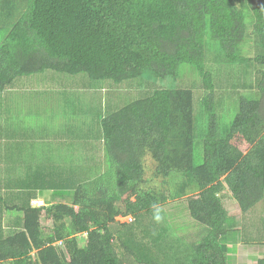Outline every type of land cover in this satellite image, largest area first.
I'll use <instances>...</instances> for the list:
<instances>
[{"label": "trees", "instance_id": "16d2710c", "mask_svg": "<svg viewBox=\"0 0 264 264\" xmlns=\"http://www.w3.org/2000/svg\"><path fill=\"white\" fill-rule=\"evenodd\" d=\"M253 39L262 49L254 60L243 56L242 48ZM216 46L223 55L220 63L264 68V0H0L1 96L21 78L37 77L31 83L57 88L60 82L74 98L73 89L90 91L106 81L176 79L182 66H189L209 92L197 114L206 116L209 125L202 149H197L191 88L149 87L148 80L143 96L118 110L109 103L102 107L95 133L92 123H84L90 138H82L76 121L65 122L58 145L61 137L74 138L71 148L82 146L75 151L91 146L103 156L98 160L83 153L80 164V155H73L76 166L66 171L69 154L60 151L51 158L32 151V160L47 166L32 189L52 195L35 208L31 200L36 196L18 206L0 194V264H229L237 251L230 238L240 230L243 247L264 248V232L255 225L246 229L247 216L264 202V70L259 71L258 94L239 97L237 113L220 134L208 66ZM66 102L73 111L74 99L67 95ZM6 118L10 126L14 119ZM21 134L16 128L11 136L1 132L4 147L21 144L15 141L25 138ZM22 147L17 145L13 159H21ZM197 151L203 155L199 165ZM148 157L156 164L153 178L163 180L164 190L148 188ZM228 195L240 208V222L223 205ZM183 197L191 218L207 231L195 242L174 230L163 208ZM13 212L22 218L10 234ZM43 216L53 222L47 233ZM127 217L131 223L119 221ZM252 264H264V253Z\"/></svg>", "mask_w": 264, "mask_h": 264}, {"label": "rangeland", "instance_id": "374dc122", "mask_svg": "<svg viewBox=\"0 0 264 264\" xmlns=\"http://www.w3.org/2000/svg\"><path fill=\"white\" fill-rule=\"evenodd\" d=\"M247 22V31L249 34V32L252 31L250 17L247 18ZM242 46L243 56L252 60H254V58L262 52V49L254 39L252 41H249L248 43L243 44ZM216 48L217 52L215 54L209 55L208 66L212 71V75H214V105L216 111L215 113L218 114L216 115L217 126L219 129V133L221 134L225 128L230 126L235 114L238 111L239 97L242 94H258V84L260 79L262 78L259 74V71H263L264 68L258 66L256 63H251L245 66L237 64L231 67L223 63V60L220 63L218 59L223 55L218 52V46H216ZM208 51H210V49H208ZM192 72L193 70L189 66H182L180 67L179 76L176 79L167 78L165 80H155L152 76H150L149 78L147 76H144L143 79H137L132 83L130 81L122 83L121 85L115 84L116 86L113 85L114 83L111 81H106L107 83L105 84L103 82H100L97 83V86L101 87V85L104 84L103 87L90 91L83 89H73L78 93L76 94V97L74 96V98L73 96L71 97L70 92L65 87L64 89L60 88V82L57 88L52 87L50 83H31L32 78L28 80L29 82H27V80L24 78L17 79L15 84H12L5 89L3 96L0 95V112H2L0 114V194H4V197L12 200L14 204L19 203L18 206L23 205L25 201L27 202V200L30 198V195L36 196L37 198H42L44 202L50 199L52 195L51 192L36 191L32 189V181L35 180V177L39 174V171L42 170L41 173H45L47 170L46 165H44V168H42L39 164L36 163V160H32V151H34L35 156H37V154L40 152L42 155L46 154L51 158L52 155H56L60 151H62L63 154L66 155V151H69L75 144H72V139L74 138L64 139L63 137L60 138V140L63 141L59 140V145L57 144V140L59 138L58 133H60L61 130L64 129L65 122L72 123L73 121H76L77 128L82 131V138H90L91 135H87V132L90 130L86 125H84V123H92L93 126H95V133L96 129L98 130V124H100L99 117L101 116L102 107H105V105L109 103L108 107H112L113 109L118 110L123 105L128 104L129 102L139 98L140 96H143L146 93L145 87L148 83L149 87L156 86L164 89L191 88L190 90L194 92V109L195 116L197 118V149H202V142L205 140L209 125L206 116L201 119L197 114L200 111L199 103L209 92L204 87L200 77L194 75L195 73L193 72V74ZM83 76L87 77L86 75ZM38 79L39 78L35 77L32 79V81ZM148 80L150 82L147 83ZM65 81L72 82V76H65ZM63 83L64 80L61 81V84ZM25 91L27 92L25 93ZM23 92L26 94L27 98H23ZM118 94L122 95L121 99H118ZM67 95L70 98L74 99V103L69 104L71 107L75 108L73 109V111L72 108H70L69 110L67 109V106L65 107V105L68 104L66 102ZM88 97L91 99H89ZM24 101L27 104H23ZM38 101H44L46 105H39ZM113 101L115 102L114 104ZM19 103L22 104L20 109L17 108V106H19ZM91 107L94 108L92 115L91 113L87 112ZM66 112L68 113L66 114ZM74 112H76L75 115H73ZM6 117L14 119L10 126H8L7 124L8 121L6 120ZM87 117H91V119L89 120ZM93 117L95 118L93 119ZM23 123H25L27 126L31 125L32 128L23 127ZM15 128L18 130V132L22 133L21 136H24L26 139H28L26 141L25 138L22 139L17 137L15 141H23L24 143L26 141L27 146L22 145L24 144L22 142L21 144H14L10 150L9 148L4 147V144H6L7 140L2 137L1 132L7 134L8 136H11L13 135V133H15ZM14 136L19 135L16 134ZM60 144L63 147L60 146ZM17 145H20L21 147L23 146L21 149V159L12 158L14 149L17 147ZM83 146L87 145L84 144ZM87 148L83 153L87 151ZM91 149L93 150L94 148L90 146L88 150ZM94 151L97 159H101L103 153L99 149ZM200 152L197 151L196 154L195 160L197 165L202 164L203 161V155H201ZM8 154L11 160L13 159V165H11L10 161H8L10 160L7 157ZM2 161H5L6 163H2ZM66 164L67 165L64 166L62 170L68 171L70 170V168H72V166L70 162ZM146 167V179L147 181H150L148 188L164 190L166 186L163 184V180L161 178L157 180L153 178L156 164L151 157H148L146 159ZM24 172L26 173V175L24 174ZM16 177H18V182H9ZM226 193L228 192L226 191ZM229 197L230 195L225 197V200H223V205L228 212L239 217L240 222L242 219L240 208ZM59 201L69 203V200ZM42 203L43 201L38 199L34 201L33 206H35V208H39L44 206V203L43 205ZM260 207H264V203L260 205ZM163 208L165 212L168 213L171 224L172 226H174V230L189 242H195L206 234L204 233V231H206V228H204L201 224L191 218L187 206V197L179 198L175 201L170 199ZM10 215H15V217L10 219L11 222L13 221L11 224H13L14 228L8 230V232H10L11 234L15 232V230H17L15 229L17 225L21 224L22 215L18 212H13ZM256 216L259 215L257 214ZM6 218L7 215H4V220L8 221V219ZM15 221L18 224H16ZM119 221L121 223H131V217L119 218ZM41 222L44 229H46V233L50 228H53L52 220H48L45 216L42 217ZM82 239H84L83 236H81V240ZM231 239L232 240L230 243L236 246L237 251L235 254L231 253L230 257H228L229 264H252V262L257 261L259 249H257L258 252L249 254V251L248 249H246V247L239 245V243H241V239L238 235H233Z\"/></svg>", "mask_w": 264, "mask_h": 264}, {"label": "crops", "instance_id": "0c3cea01", "mask_svg": "<svg viewBox=\"0 0 264 264\" xmlns=\"http://www.w3.org/2000/svg\"><path fill=\"white\" fill-rule=\"evenodd\" d=\"M44 105H45V102H44ZM34 116V115H33ZM57 145V144H56ZM90 146H88V148H89ZM88 148H87V151L85 152V157L86 158H88L87 156H93V155H96L95 154V152H94V150H97V149H91V150H88ZM76 150V148L74 147V148H71L69 151H66V154H69V156H70V158H71V166H72V168L73 167H75L76 165H74L73 164V162H74V160L72 159V156L73 155H80V164H81V162H82V159H83V153H81L80 151H75ZM2 163H6L5 161H2ZM66 163V162H65ZM63 164L64 166H66L67 164ZM87 163H85V164H83V165H86ZM53 167H54V164L52 163L51 164ZM68 167V166H67ZM5 170V169H4ZM24 174L26 175V173L24 172ZM18 180V177H16V181ZM38 199H40V200H42L43 201V203H44V205L47 203L46 201L44 202V200L42 199V198H36V199H33V200H31V201H33V203H34V201H36V200H38ZM264 203V202H263ZM262 203V204H263ZM262 204H260V205H262ZM260 205H258L254 210H252L250 213H249V215L247 216L249 219L247 220V223H249L248 224V226H247V228L246 227H244L243 226V228H246L247 229V231H250L251 229L253 230V228H252V225H255L256 227H259L260 229L258 230L259 232L261 231V232H264V207H260ZM232 214V213H231ZM259 215V216H256V215ZM237 218H239V217H237ZM239 229H242V226H240L239 228H238V230ZM233 235H238L239 237H240V239H242L243 237H242V233H241V230H240V233L239 234H232V236ZM232 236H231V238H232ZM230 238V242H231V239ZM239 245H241V246H243L242 245V243H239ZM246 249H248V251H249V254H253V253H255V252H258L257 251V249H259V253H258V256L263 252L264 253V248H260V247H247ZM253 249H254V251H253ZM262 250V251H261ZM253 251V252H252Z\"/></svg>", "mask_w": 264, "mask_h": 264}, {"label": "clouds", "instance_id": "9594fccd", "mask_svg": "<svg viewBox=\"0 0 264 264\" xmlns=\"http://www.w3.org/2000/svg\"><path fill=\"white\" fill-rule=\"evenodd\" d=\"M159 218H160L159 215H157V216H156V219H159Z\"/></svg>", "mask_w": 264, "mask_h": 264}, {"label": "built area", "instance_id": "2783aa9c", "mask_svg": "<svg viewBox=\"0 0 264 264\" xmlns=\"http://www.w3.org/2000/svg\"><path fill=\"white\" fill-rule=\"evenodd\" d=\"M34 204V203H33ZM42 205H43V203H42Z\"/></svg>", "mask_w": 264, "mask_h": 264}]
</instances>
